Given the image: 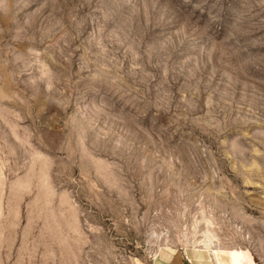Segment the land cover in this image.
<instances>
[{"label": "rangeland", "instance_id": "1", "mask_svg": "<svg viewBox=\"0 0 264 264\" xmlns=\"http://www.w3.org/2000/svg\"><path fill=\"white\" fill-rule=\"evenodd\" d=\"M211 234L264 264V0H0V264Z\"/></svg>", "mask_w": 264, "mask_h": 264}, {"label": "crops", "instance_id": "2", "mask_svg": "<svg viewBox=\"0 0 264 264\" xmlns=\"http://www.w3.org/2000/svg\"><path fill=\"white\" fill-rule=\"evenodd\" d=\"M184 250H185V253H186L189 261L186 259L184 253L181 250H177V249L174 250V249L166 248V250L162 251L160 254L157 253L156 259H155L156 264H193L191 262V259L189 256L190 252L205 254L203 252H200V251H197L194 249H184ZM207 257H209V256H207ZM203 264H214V261L212 258L209 257L206 260V262Z\"/></svg>", "mask_w": 264, "mask_h": 264}, {"label": "bare ground", "instance_id": "3", "mask_svg": "<svg viewBox=\"0 0 264 264\" xmlns=\"http://www.w3.org/2000/svg\"><path fill=\"white\" fill-rule=\"evenodd\" d=\"M213 236L214 235H212V234L208 238H206V236H205L206 239L200 241L199 246L204 248V250L208 251L211 254L212 259L214 261V264H228V263L229 264H238L236 259L233 258L232 255L229 254L228 251L219 248L218 244L214 243V241L212 240L213 238L212 239L210 238ZM196 242H198V239ZM159 249H161V248H159ZM157 253H158V251H157ZM157 253L155 254V256L157 255Z\"/></svg>", "mask_w": 264, "mask_h": 264}, {"label": "built area", "instance_id": "4", "mask_svg": "<svg viewBox=\"0 0 264 264\" xmlns=\"http://www.w3.org/2000/svg\"><path fill=\"white\" fill-rule=\"evenodd\" d=\"M226 245L237 247V245H233V244H226ZM180 250H181V251L184 253V255H185L186 259L189 261V259H188L187 255H186V253H185V250H184V249H182V248H181Z\"/></svg>", "mask_w": 264, "mask_h": 264}]
</instances>
